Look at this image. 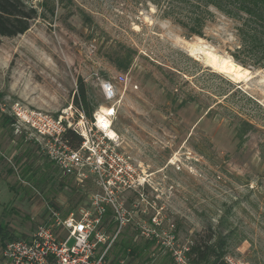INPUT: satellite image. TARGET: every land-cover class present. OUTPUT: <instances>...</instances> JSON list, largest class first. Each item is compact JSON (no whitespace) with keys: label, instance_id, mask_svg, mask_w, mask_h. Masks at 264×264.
Listing matches in <instances>:
<instances>
[{"label":"rangeland","instance_id":"obj_1","mask_svg":"<svg viewBox=\"0 0 264 264\" xmlns=\"http://www.w3.org/2000/svg\"><path fill=\"white\" fill-rule=\"evenodd\" d=\"M44 1H31L42 15L30 30L0 45V228L28 238L50 222L51 209L65 218L89 208L98 192L92 179L80 184L63 176L16 113L63 118L85 136L97 113L111 106L102 90L111 81L119 90L116 145L143 184L116 195L130 218L117 243L155 241L141 257L123 259L176 264V253L212 226L231 231L227 258L233 264H264V69L246 66L253 79L238 84L188 52L205 42L233 57L238 23L211 8L204 35L188 38L164 15L170 0H156L160 6L152 0H56L54 12L52 1ZM128 49L136 55L122 72L114 61ZM119 74L128 76L127 84L117 82ZM79 79L96 107L93 120L73 104ZM244 122L253 128L240 141L236 130ZM153 218L161 237L146 240L138 224ZM221 220L225 227L218 228Z\"/></svg>","mask_w":264,"mask_h":264},{"label":"built area","instance_id":"obj_2","mask_svg":"<svg viewBox=\"0 0 264 264\" xmlns=\"http://www.w3.org/2000/svg\"><path fill=\"white\" fill-rule=\"evenodd\" d=\"M116 79L120 84L128 83L126 74H119ZM102 90L106 101L111 103L106 108L112 126L99 125L95 117L94 128H90L85 136L67 125L63 118L34 111L16 113L27 134L40 144L43 154L63 176L80 184L92 179L98 192L90 197L89 208L81 209L79 214L72 212L63 218L60 212L51 209L49 223L38 225L30 237L18 238L2 247L0 264H128L123 258L117 263L110 258L130 221L128 211L116 195L138 191L143 184L134 178L128 159L118 151V134L114 139L106 132L113 128L119 90L111 81L104 82ZM68 129H73L83 139L77 149L65 140ZM107 207L113 213L109 220L105 218ZM112 221L114 226H111ZM157 225L156 218L150 224L139 223V236L146 240L159 239ZM70 240H74L72 246L68 245ZM176 254V264H188L184 252ZM227 259L233 264L230 258Z\"/></svg>","mask_w":264,"mask_h":264},{"label":"trees","instance_id":"obj_3","mask_svg":"<svg viewBox=\"0 0 264 264\" xmlns=\"http://www.w3.org/2000/svg\"><path fill=\"white\" fill-rule=\"evenodd\" d=\"M32 0H0V45L3 38H15L30 30L33 23L41 17L39 10L31 3ZM52 1V12L55 10V1ZM156 6L160 2L152 0ZM62 3V0H57ZM47 0L43 6H47ZM211 8H216L220 13L235 20L237 37L240 45L234 59L244 67L252 66L256 69H264V0H170L165 17L173 20L187 31V37L204 35L207 22L214 16ZM135 52L128 49L117 56L114 63L118 70L128 72L133 63ZM76 108L84 113L87 118L93 120L95 106L90 100L88 89L82 79L78 81V93L74 97ZM212 109L208 112L211 114ZM253 126L244 122L236 130V137L243 141L246 133ZM68 144L77 149L82 143V137L73 129H68L65 134ZM262 158L264 159V142L261 144ZM113 216L110 207H107L105 218ZM115 223L112 221L111 226ZM225 227V220H221L218 228ZM223 233L210 226L205 233H195L192 244L184 252L188 264H230L227 261L229 254L231 231L225 227ZM2 247L17 238L9 234L7 230L0 228ZM155 241H146L143 245L133 242V238L124 243H116L112 253L115 252L114 262L127 256L141 257L148 251ZM119 248V249H118ZM121 255V257H119Z\"/></svg>","mask_w":264,"mask_h":264},{"label":"bare ground","instance_id":"obj_4","mask_svg":"<svg viewBox=\"0 0 264 264\" xmlns=\"http://www.w3.org/2000/svg\"><path fill=\"white\" fill-rule=\"evenodd\" d=\"M204 43L196 47H188V52L190 55L197 58L200 57V59L203 57L207 66L225 75L228 79L235 83L248 84L253 79V73L248 68L239 64L231 56H223L218 54L213 47ZM108 114L109 110L104 107L97 113L96 117L98 119L99 125H104L106 128L112 126L111 120L107 117ZM106 132L110 137L117 139V134L112 127L107 129ZM142 182L145 183V180Z\"/></svg>","mask_w":264,"mask_h":264}]
</instances>
